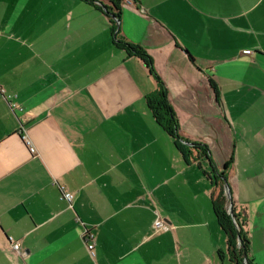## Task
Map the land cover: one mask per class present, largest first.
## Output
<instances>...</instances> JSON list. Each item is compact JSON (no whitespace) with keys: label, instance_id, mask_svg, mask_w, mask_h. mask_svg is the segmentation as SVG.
<instances>
[{"label":"crops","instance_id":"1","mask_svg":"<svg viewBox=\"0 0 264 264\" xmlns=\"http://www.w3.org/2000/svg\"><path fill=\"white\" fill-rule=\"evenodd\" d=\"M213 172L264 264V0H0V264H231Z\"/></svg>","mask_w":264,"mask_h":264},{"label":"trees","instance_id":"2","mask_svg":"<svg viewBox=\"0 0 264 264\" xmlns=\"http://www.w3.org/2000/svg\"><path fill=\"white\" fill-rule=\"evenodd\" d=\"M113 9L120 11V1L121 0H110ZM116 20L119 19V13L113 14ZM116 29H114L115 31ZM119 45H122L119 41H116ZM129 55L135 56L143 61L144 65L147 67L149 72L153 74L152 69V59L151 57L139 46L129 45L128 47ZM148 106L153 112L154 118L157 123L163 127V129L173 138L175 145L186 162H189L191 155V149L185 147L179 138V127L177 119L169 103V98L167 90L162 82L159 81L158 89L148 96L147 98ZM193 150H198L200 156L209 159V150L204 146H193ZM211 178L214 185V196H213V207L216 218L219 225L224 230L228 238L227 244V254L230 257L231 264H251L249 259L250 255V237L247 231V215L237 216L235 214L234 208L233 215L229 213L230 201L226 195L227 181L226 177L223 175H216L215 172L212 173ZM235 219V221H234Z\"/></svg>","mask_w":264,"mask_h":264},{"label":"built area","instance_id":"3","mask_svg":"<svg viewBox=\"0 0 264 264\" xmlns=\"http://www.w3.org/2000/svg\"><path fill=\"white\" fill-rule=\"evenodd\" d=\"M23 141L25 142L26 146L29 148V151L32 155H36L37 150L36 148L33 146L31 140L28 138V136L26 134H23ZM62 198L63 200L72 203L74 196L73 194L66 192L63 190V194H62ZM163 222L162 220H157L155 222V227L160 229L162 228ZM85 239L88 243V250L89 253L92 257L95 256V241H94V236L92 233L88 232L85 234ZM12 243V247L15 251H17L18 253H22L21 252V245L19 244V242H14L13 240H11Z\"/></svg>","mask_w":264,"mask_h":264},{"label":"water","instance_id":"4","mask_svg":"<svg viewBox=\"0 0 264 264\" xmlns=\"http://www.w3.org/2000/svg\"><path fill=\"white\" fill-rule=\"evenodd\" d=\"M227 187H228V185H227ZM229 196V198H230V195H228ZM233 208H230V211H231V215H233V213H232V210ZM234 221H235V219H234Z\"/></svg>","mask_w":264,"mask_h":264},{"label":"rangeland","instance_id":"5","mask_svg":"<svg viewBox=\"0 0 264 264\" xmlns=\"http://www.w3.org/2000/svg\"><path fill=\"white\" fill-rule=\"evenodd\" d=\"M229 210H230V205H229ZM233 212V211H232ZM229 213L231 214V211H229ZM245 264H247V262H245Z\"/></svg>","mask_w":264,"mask_h":264}]
</instances>
